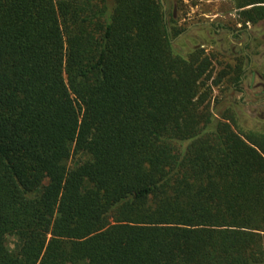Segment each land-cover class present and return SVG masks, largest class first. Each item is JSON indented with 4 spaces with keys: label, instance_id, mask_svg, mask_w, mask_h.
Returning a JSON list of instances; mask_svg holds the SVG:
<instances>
[{
    "label": "trees",
    "instance_id": "obj_1",
    "mask_svg": "<svg viewBox=\"0 0 264 264\" xmlns=\"http://www.w3.org/2000/svg\"><path fill=\"white\" fill-rule=\"evenodd\" d=\"M215 59L160 0H0V264H264V103Z\"/></svg>",
    "mask_w": 264,
    "mask_h": 264
},
{
    "label": "rangeland",
    "instance_id": "obj_2",
    "mask_svg": "<svg viewBox=\"0 0 264 264\" xmlns=\"http://www.w3.org/2000/svg\"><path fill=\"white\" fill-rule=\"evenodd\" d=\"M172 43L182 50L200 46L214 56V76L228 65L243 62L240 83L226 93L249 116L264 103V22L243 26L231 0H160ZM172 18L176 21L173 22ZM183 30L173 36V28ZM224 85V83H223ZM222 88V87H221ZM225 88V85L224 87ZM221 95L220 89L214 96ZM214 102V100H213ZM74 156L70 164L74 165Z\"/></svg>",
    "mask_w": 264,
    "mask_h": 264
}]
</instances>
